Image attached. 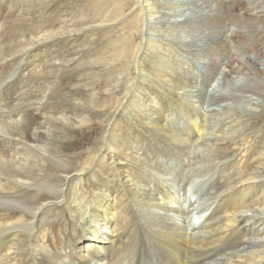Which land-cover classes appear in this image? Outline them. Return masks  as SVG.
I'll return each instance as SVG.
<instances>
[{
    "label": "rangeland",
    "instance_id": "1",
    "mask_svg": "<svg viewBox=\"0 0 264 264\" xmlns=\"http://www.w3.org/2000/svg\"><path fill=\"white\" fill-rule=\"evenodd\" d=\"M0 1H4L0 4V43L10 48L3 61L6 83L16 80L10 86L17 95L25 82L29 99H40L46 111L52 106L76 116L66 129L56 126L48 137L59 147L52 151L54 157L33 167L34 183L37 187L45 177H62L51 168L56 159L71 163L73 176L82 167V155H95L97 163L91 164L77 188L83 187L88 194L89 189L114 190L113 184L120 185L123 198L116 207V228L122 233L120 244L113 248L124 249L134 242L137 224L147 219L141 214L146 209L141 194L134 190L135 183L141 184L140 176L145 190L153 192L155 183L176 193L177 201L192 198V191L189 197L183 196L181 186L194 179L201 201L229 190L226 184L231 180L235 182L229 196L242 199L243 192L237 191L249 185L248 198L254 204L264 202V55L260 50L264 24L249 15L253 9L245 10L255 5L254 12L264 13V0H149L153 15L143 17L141 24L137 0ZM61 28L67 31L63 35L25 48L15 46L25 35L46 36ZM19 64L24 67L14 77ZM180 75L186 80L183 86L177 84ZM225 107L236 114L232 113L234 123L228 125L235 145L226 153L204 155L193 145L188 121L200 128L209 121L210 112ZM157 116L165 117L160 128L153 126ZM215 120L219 130L227 127L217 117L207 124L208 132L212 133ZM105 142L115 150L113 170L109 158H102ZM214 160L218 167L207 164ZM238 171L249 179L247 185L238 182ZM153 194L160 205L164 203L161 195ZM90 199L86 195L84 201ZM54 212L59 235L71 216L63 205ZM53 244L50 240L49 251Z\"/></svg>",
    "mask_w": 264,
    "mask_h": 264
},
{
    "label": "bare ground",
    "instance_id": "2",
    "mask_svg": "<svg viewBox=\"0 0 264 264\" xmlns=\"http://www.w3.org/2000/svg\"><path fill=\"white\" fill-rule=\"evenodd\" d=\"M136 3L135 8L140 14L141 24L143 17L153 15L154 8L149 0H137ZM0 4L4 5V1H0ZM255 8L254 5L245 10L249 12V9ZM253 10L249 15L264 24V13ZM66 32L61 28L56 33L47 32L46 36L25 35L15 46L20 45L25 48ZM262 45L260 50L264 55V44ZM139 51L140 45L137 46L134 56ZM6 52H10V48L6 49L0 43V264H263L264 202L254 204L253 198H248L249 185L237 191L243 192L242 199L236 198L235 195L229 196L232 184L235 182L233 179L234 182L230 180L226 184L230 191L225 189L224 192L206 197L203 201L199 197L200 190L195 185L196 188L193 187L196 183L194 179L181 186L183 196H188L192 191V198L186 200L184 197L181 201H177L180 198L176 193L168 188L165 191L153 182L155 189L154 187L152 189L161 195L165 203L160 205L158 202L160 200L153 194L154 191L144 189L143 178L140 176L141 184L135 183L134 190L135 193L141 194L140 202L146 208L141 214L147 219L137 224L138 230L134 242L126 247L122 246L124 249L113 248L114 244H120L119 235L122 233L118 234L119 228H116L118 222L116 207L123 198V194L119 191L120 185L113 184L116 186L113 187L112 183L110 185V182H113L111 180L108 182L114 190L89 189L88 194L81 190L83 187L77 188L86 173L90 171L91 164L97 163L95 155H82L80 164L82 167L76 172L78 175L73 176H71L74 171L73 165L67 160L56 159L54 167L51 168L59 172L62 177L57 176L56 179L45 177L43 184L36 187L33 167L38 166L40 161H46L48 157H54L52 151L59 147V144L50 142L48 137L56 126L66 129L72 116H76L72 113L69 115L66 109L58 110L52 106L46 111L47 105L40 99L36 101L29 99L31 92L24 89L27 87L25 82L22 83V87L20 86L21 92L16 95L17 91L10 86L15 84L16 78L14 82H10L11 84L8 81L6 83L5 80L8 79L5 75L7 65L3 61L9 56ZM11 60H15L13 54ZM23 67L24 64L15 68L14 77ZM185 82V78L180 75L177 84L183 86ZM232 113L236 115L227 107L220 112H210L211 119L209 118V121L200 128L195 121L187 120L188 124H191L188 128L196 149H202L204 155L209 156L228 152L231 146L235 145L228 126L234 123ZM217 117L221 125L226 123L227 127L219 130L215 120L216 123L211 128L212 133L208 132L207 124ZM83 120L84 118H81L80 123ZM163 120L165 117L157 116L153 126L160 128L158 124ZM166 126L164 128L168 127ZM169 129L168 131L171 132L172 130ZM211 135L213 136L211 142L209 140L205 142V139ZM104 145L106 153L102 152V158L105 156L109 158V168L113 170L114 147L109 142H105ZM138 159L136 158V161ZM166 160H170L169 157ZM211 160V158L207 159L208 162ZM213 163L216 166L215 160L207 164ZM238 172L240 175L239 179L237 178L238 182L242 186L248 184L249 179H243L242 172ZM205 184L206 181L203 182V185ZM86 195L91 199L85 202ZM153 199L157 201H154L156 204L152 202ZM174 203L178 206H174ZM59 205L67 207L71 220L67 222L65 220V231L61 230L58 235L55 227L59 226V221L58 215H54L56 214L54 209ZM157 208L164 212H160ZM136 216L138 220V215ZM58 218L61 219L60 216ZM152 222L153 225L149 226ZM50 240L54 241L51 251L48 250ZM148 240L153 242L148 243Z\"/></svg>",
    "mask_w": 264,
    "mask_h": 264
}]
</instances>
